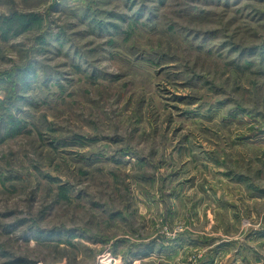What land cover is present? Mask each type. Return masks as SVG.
Returning a JSON list of instances; mask_svg holds the SVG:
<instances>
[{
	"label": "rangeland",
	"instance_id": "374dc122",
	"mask_svg": "<svg viewBox=\"0 0 264 264\" xmlns=\"http://www.w3.org/2000/svg\"><path fill=\"white\" fill-rule=\"evenodd\" d=\"M264 264V0H0V264Z\"/></svg>",
	"mask_w": 264,
	"mask_h": 264
},
{
	"label": "built area",
	"instance_id": "2783aa9c",
	"mask_svg": "<svg viewBox=\"0 0 264 264\" xmlns=\"http://www.w3.org/2000/svg\"><path fill=\"white\" fill-rule=\"evenodd\" d=\"M97 264H124L121 256H115L111 252L103 254Z\"/></svg>",
	"mask_w": 264,
	"mask_h": 264
}]
</instances>
